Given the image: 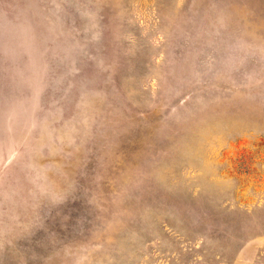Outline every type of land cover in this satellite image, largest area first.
<instances>
[{
    "label": "rangeland",
    "instance_id": "1",
    "mask_svg": "<svg viewBox=\"0 0 264 264\" xmlns=\"http://www.w3.org/2000/svg\"><path fill=\"white\" fill-rule=\"evenodd\" d=\"M0 264H264V0H0Z\"/></svg>",
    "mask_w": 264,
    "mask_h": 264
}]
</instances>
